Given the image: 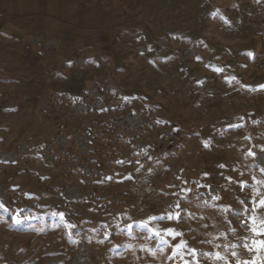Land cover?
I'll return each instance as SVG.
<instances>
[{
  "label": "rangeland",
  "instance_id": "1",
  "mask_svg": "<svg viewBox=\"0 0 264 264\" xmlns=\"http://www.w3.org/2000/svg\"><path fill=\"white\" fill-rule=\"evenodd\" d=\"M262 85L264 0H0V264H264Z\"/></svg>",
  "mask_w": 264,
  "mask_h": 264
},
{
  "label": "snow or ice",
  "instance_id": "2",
  "mask_svg": "<svg viewBox=\"0 0 264 264\" xmlns=\"http://www.w3.org/2000/svg\"><path fill=\"white\" fill-rule=\"evenodd\" d=\"M217 13H213V16H215ZM248 55H251V53H248ZM197 59H199V57H197ZM217 71H222L221 69H217ZM232 79H234V77L233 78H231V79H229V83H231V80ZM261 87H264V85H262ZM243 125H234L233 127H242ZM205 146H207V143L205 144ZM250 155H255V153H249ZM117 163H123V161H117ZM138 163V162H137ZM220 167H224L223 165H221ZM261 171H264V168H262L261 169ZM205 175H207V174H205ZM108 179H110V177H108ZM230 179V178H229ZM242 187H243V185H242ZM260 204H261V206H264V199H262L261 201H260ZM176 207L178 208L179 207V204H177L176 205ZM62 215V214H61ZM179 216H180V213L179 212H177L176 214H175V216H173L172 214H169L168 216H166V217H151L150 219L151 220H163V219H179ZM253 221H254V218H253ZM20 221H19V219L17 220V223H19ZM261 223L262 224H264V221H261ZM145 226H147V225H145ZM253 231H257L255 228H253ZM167 232H168V235H171V236H173V238H175V236H177V235H181V233H176L175 232V230L174 229H168L167 230ZM155 234L157 235V236H159L160 235V232L159 231H155ZM257 234L258 235H264V230H262V231H258L257 232ZM161 239L163 240V237H161ZM254 243H259L262 247H264V241H258V242H254ZM186 245V242H184V243H182V244H180V245H177L176 247L177 248H183L184 246ZM190 251H192V252H194V250H190ZM217 255V258H219V259H223V257H221L220 256V254L219 253H217L216 254ZM233 255H235V253H233ZM196 264H199V262L197 261L196 262Z\"/></svg>",
  "mask_w": 264,
  "mask_h": 264
},
{
  "label": "trees",
  "instance_id": "3",
  "mask_svg": "<svg viewBox=\"0 0 264 264\" xmlns=\"http://www.w3.org/2000/svg\"><path fill=\"white\" fill-rule=\"evenodd\" d=\"M120 135H123V134H120Z\"/></svg>",
  "mask_w": 264,
  "mask_h": 264
}]
</instances>
